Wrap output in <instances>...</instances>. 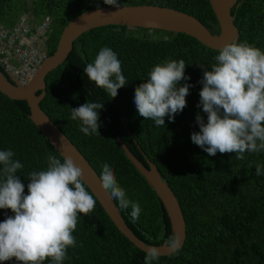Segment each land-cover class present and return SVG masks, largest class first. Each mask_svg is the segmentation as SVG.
<instances>
[{
	"label": "trees",
	"instance_id": "trees-1",
	"mask_svg": "<svg viewBox=\"0 0 264 264\" xmlns=\"http://www.w3.org/2000/svg\"><path fill=\"white\" fill-rule=\"evenodd\" d=\"M120 6H157L195 18L210 34L218 33L217 22L207 0H118ZM97 7H113L103 0H0V24L16 25L20 17L34 25L47 20L46 56L55 49L59 34L76 15ZM237 30L236 42H247L264 51V0H236L229 12ZM102 47L111 48L121 61L122 74L129 81L111 98L84 74ZM218 51L200 45L193 38L159 30L104 26L88 30L72 43L64 61L44 78L39 109L75 147L99 179L107 163L129 200L139 203V219L132 221L131 208L121 209L112 200L131 234L145 245L160 246L171 234L169 221L153 191L129 164L116 137L145 168L150 163L175 197L184 222V241L177 254L160 256L153 264H264V151L209 156L192 143L199 131L198 83L202 65L211 70ZM183 59L185 75L181 85H192L186 107L166 116L163 127L139 116L133 102L134 90L146 82L151 68L165 60ZM0 71L1 67H0ZM8 80V79H7ZM37 95L39 92L36 93ZM99 101L98 134L84 135L79 122L70 119L71 109L85 102ZM23 101L0 94V150H12L13 159L24 167L15 175L25 185L28 174L46 170L49 154L60 156L28 118ZM61 159V158H60ZM62 160V159H61ZM13 215L0 209V222ZM76 246L69 247L63 264H143L145 253L136 249L112 225L100 206L89 215L80 214L73 232ZM4 264H17L15 260ZM44 264H50L46 260Z\"/></svg>",
	"mask_w": 264,
	"mask_h": 264
},
{
	"label": "clouds",
	"instance_id": "clouds-1",
	"mask_svg": "<svg viewBox=\"0 0 264 264\" xmlns=\"http://www.w3.org/2000/svg\"><path fill=\"white\" fill-rule=\"evenodd\" d=\"M103 3L120 8L118 0ZM214 60L211 70L199 65L204 70L198 81L202 85L198 107L207 121L197 113L199 131L191 133L190 139L209 156L234 153L243 160L246 152L264 151V51L247 42L232 41L218 49ZM185 68L183 59L165 60L151 68L146 82L134 90L133 102L139 116L154 121L157 127L164 126L166 116L174 121L175 114L186 107V96L192 87L188 83L181 85V81L190 79ZM1 70L6 76L2 67ZM84 74L111 98L129 82L122 74L121 61L109 47L99 50L94 61L84 68ZM103 107L102 102L87 101L71 109L70 119L79 122V131L84 135H99V111ZM14 156L10 149L0 150V209L13 213L0 222V264L12 260L17 264H44L46 260L63 264L68 248L76 246L73 232L80 214L89 215L95 210V195L85 186L82 169L71 156L61 160L52 154L46 157V170L28 174L25 194V185L15 175L24 165ZM255 174L264 175V168L257 165ZM99 182L121 209L131 208L133 222L139 219V203L127 198L107 163L102 164ZM160 246L174 255L180 251L182 240L173 233ZM145 253L143 264H153L162 255L157 246L147 247Z\"/></svg>",
	"mask_w": 264,
	"mask_h": 264
},
{
	"label": "water",
	"instance_id": "water-1",
	"mask_svg": "<svg viewBox=\"0 0 264 264\" xmlns=\"http://www.w3.org/2000/svg\"><path fill=\"white\" fill-rule=\"evenodd\" d=\"M207 1L217 22L218 33L216 35L210 34L195 18L169 8L143 5L120 6L119 10H117L115 7H97L76 15L64 26L59 34L54 51L50 56H46L42 60L33 77L25 85H18L11 77L5 76L0 71V94L12 101L25 102L29 111L28 118L33 125L62 160L64 157L71 156L74 163L82 169V179L85 182V186L95 195L97 204L109 221L129 243L143 253L146 252L147 247L150 245L143 244L131 234L119 216L112 200L109 199L106 190L100 186L95 172L77 152L75 147L70 144L39 109L38 103L43 97L45 88L44 78L64 61L77 37L88 30L104 26H123L126 28L183 34L193 38L200 45L210 50L218 51L224 44L237 39V30L233 26L232 17L229 14L236 0ZM37 92H39L38 95L36 94ZM116 141L129 164L160 201L169 221L171 234L176 233L183 244L184 222L175 197L166 184L161 181L155 168L150 163H146L147 168H145L117 137ZM157 247L162 252L161 256L169 255L166 249L161 246Z\"/></svg>",
	"mask_w": 264,
	"mask_h": 264
},
{
	"label": "built area",
	"instance_id": "built-area-1",
	"mask_svg": "<svg viewBox=\"0 0 264 264\" xmlns=\"http://www.w3.org/2000/svg\"><path fill=\"white\" fill-rule=\"evenodd\" d=\"M47 20L31 25L20 17L16 25L0 24V66L19 85L25 84L44 58Z\"/></svg>",
	"mask_w": 264,
	"mask_h": 264
},
{
	"label": "flooded vegetation",
	"instance_id": "flooded-vegetation-1",
	"mask_svg": "<svg viewBox=\"0 0 264 264\" xmlns=\"http://www.w3.org/2000/svg\"><path fill=\"white\" fill-rule=\"evenodd\" d=\"M46 53V52H45Z\"/></svg>",
	"mask_w": 264,
	"mask_h": 264
}]
</instances>
